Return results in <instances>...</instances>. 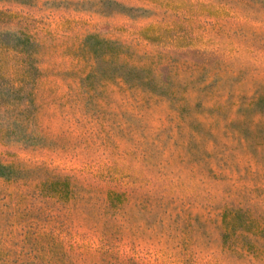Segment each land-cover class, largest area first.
I'll return each mask as SVG.
<instances>
[{"label": "rangeland", "instance_id": "rangeland-1", "mask_svg": "<svg viewBox=\"0 0 264 264\" xmlns=\"http://www.w3.org/2000/svg\"><path fill=\"white\" fill-rule=\"evenodd\" d=\"M0 264H264V0H0Z\"/></svg>", "mask_w": 264, "mask_h": 264}, {"label": "trees", "instance_id": "trees-1", "mask_svg": "<svg viewBox=\"0 0 264 264\" xmlns=\"http://www.w3.org/2000/svg\"><path fill=\"white\" fill-rule=\"evenodd\" d=\"M2 167H3V166L0 165V174L3 173V171H2Z\"/></svg>", "mask_w": 264, "mask_h": 264}]
</instances>
